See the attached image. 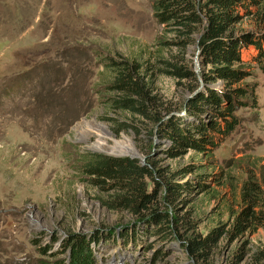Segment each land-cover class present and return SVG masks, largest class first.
<instances>
[{
    "label": "rangeland",
    "instance_id": "rangeland-1",
    "mask_svg": "<svg viewBox=\"0 0 264 264\" xmlns=\"http://www.w3.org/2000/svg\"><path fill=\"white\" fill-rule=\"evenodd\" d=\"M150 3L0 0V264H53L65 257L60 240L71 234L87 245L93 264H253V254L264 248V227L222 235L202 261L188 256L183 241L189 232L227 228L246 170L264 177V73L258 66L245 78L254 83V105L236 109L238 125L205 157L189 149L168 158L162 152L168 142L149 136L138 117L110 110L108 57L153 63L178 53L158 45L171 35L154 21ZM255 20L249 15L236 27L259 31ZM196 54L192 45L182 57L198 72ZM187 84L158 74L156 99L179 113L191 96ZM88 152L152 163L158 171L147 188L156 192L157 209L167 212L168 228L177 226L182 238L163 237L137 215L104 205L109 192L80 169ZM187 163L192 171L175 172ZM164 180L189 188L171 201Z\"/></svg>",
    "mask_w": 264,
    "mask_h": 264
},
{
    "label": "trees",
    "instance_id": "trees-1",
    "mask_svg": "<svg viewBox=\"0 0 264 264\" xmlns=\"http://www.w3.org/2000/svg\"><path fill=\"white\" fill-rule=\"evenodd\" d=\"M150 7L154 21L161 25L164 34L171 35L158 40V45L164 49L174 47L178 53L155 58L153 63L108 57L104 65L112 77L107 87L114 94L107 97V103L113 112L138 117L146 124L149 136L167 141L162 152L168 158L180 157L189 149L205 157L238 125L236 109L254 105V83L245 78L251 75L253 65L264 73V0H151ZM249 15L256 17L254 26L259 31L236 27ZM192 45L197 49L198 72L193 70L190 59L182 57L186 47ZM248 49L253 52L247 55ZM158 74L177 83H189L191 96L183 102V111L175 113L167 102L156 99L153 81ZM123 124L140 131L135 124ZM192 164L175 172L192 171ZM80 169L93 185L109 192L110 198L102 200L104 205L137 215L163 237L172 238L175 234L182 238L177 226L168 228L167 212L157 209L156 192L147 188L146 180H153V173L158 171L152 163H141L127 155L88 152L82 157ZM261 177L257 179L251 169L246 170L237 186L238 208L227 228L218 224L205 234L189 232L183 241L190 258L204 260L207 251L224 234L233 237L264 227ZM164 182L170 199L180 188H189L185 183ZM60 242L61 249L67 252L53 264H93L81 238L71 234ZM253 264H264V248L253 254Z\"/></svg>",
    "mask_w": 264,
    "mask_h": 264
},
{
    "label": "water",
    "instance_id": "water-1",
    "mask_svg": "<svg viewBox=\"0 0 264 264\" xmlns=\"http://www.w3.org/2000/svg\"><path fill=\"white\" fill-rule=\"evenodd\" d=\"M199 35H197V37H198ZM197 58L195 57L194 58V61H193V63H194V68L196 69L197 67H198V63H197V60H196ZM115 156H121V155H115ZM127 156H132V155H130V154H128Z\"/></svg>",
    "mask_w": 264,
    "mask_h": 264
}]
</instances>
